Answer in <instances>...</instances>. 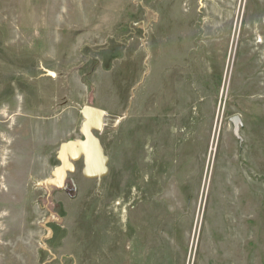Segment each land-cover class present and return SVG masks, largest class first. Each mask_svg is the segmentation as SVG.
<instances>
[{
  "label": "rangeland",
  "instance_id": "rangeland-1",
  "mask_svg": "<svg viewBox=\"0 0 264 264\" xmlns=\"http://www.w3.org/2000/svg\"><path fill=\"white\" fill-rule=\"evenodd\" d=\"M0 264H264V0H0Z\"/></svg>",
  "mask_w": 264,
  "mask_h": 264
},
{
  "label": "water",
  "instance_id": "water-1",
  "mask_svg": "<svg viewBox=\"0 0 264 264\" xmlns=\"http://www.w3.org/2000/svg\"><path fill=\"white\" fill-rule=\"evenodd\" d=\"M53 75V73H50ZM83 123L81 126L82 138L71 139L62 142L57 152V159L60 164L51 172V176L38 182V186L48 190V196H51V189L66 190L68 188L67 180L70 174L77 170V163L83 161V175L89 179L97 180V188L100 190L104 177L109 172L110 157L106 154L105 148L97 133L101 132L105 126L106 113L104 110L84 106L82 110ZM233 121L238 129L240 117L235 116ZM74 190H77L75 181Z\"/></svg>",
  "mask_w": 264,
  "mask_h": 264
},
{
  "label": "flooded vegetation",
  "instance_id": "flooded-vegetation-1",
  "mask_svg": "<svg viewBox=\"0 0 264 264\" xmlns=\"http://www.w3.org/2000/svg\"><path fill=\"white\" fill-rule=\"evenodd\" d=\"M69 181H71V182H72V180H71V179H68V180H67L68 189H69V190H71V187H70V182H69ZM72 183H73V182H72ZM72 187H74V184H73V186H72Z\"/></svg>",
  "mask_w": 264,
  "mask_h": 264
}]
</instances>
